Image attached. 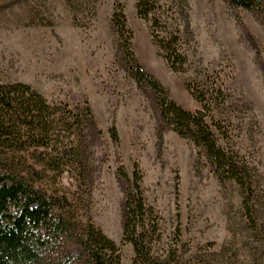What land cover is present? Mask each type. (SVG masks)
I'll list each match as a JSON object with an SVG mask.
<instances>
[{
  "label": "rangeland",
  "instance_id": "1",
  "mask_svg": "<svg viewBox=\"0 0 264 264\" xmlns=\"http://www.w3.org/2000/svg\"><path fill=\"white\" fill-rule=\"evenodd\" d=\"M160 1L182 3L173 9L186 41L184 72H173L153 45L149 24L137 16V0H0V82L29 85L49 104L70 110L88 105L102 137L94 145L93 183L83 216L107 238L120 245L123 185L116 169L123 166L131 176L136 165L145 203L157 218L160 250L175 248L181 264H256L240 190L219 182L188 139L172 131L159 134L151 97L121 66V42L111 18L117 8L122 11L139 65L173 102L203 115L218 144L249 166L261 232L263 27L225 0ZM189 86L220 90L224 102L210 100L206 110ZM110 127L118 143L111 141ZM61 184L75 190L66 175ZM133 257L130 245L121 247L123 264Z\"/></svg>",
  "mask_w": 264,
  "mask_h": 264
},
{
  "label": "trees",
  "instance_id": "2",
  "mask_svg": "<svg viewBox=\"0 0 264 264\" xmlns=\"http://www.w3.org/2000/svg\"><path fill=\"white\" fill-rule=\"evenodd\" d=\"M225 1L232 8L251 13L264 30V0ZM181 4L136 2L137 16L149 24L153 45L177 73L184 72L187 64L178 15ZM173 7L179 8L175 11ZM111 26L121 42L122 68L137 88L151 97L159 134L172 131L188 139L219 182L234 184L240 190L246 229L255 244L253 261L264 264V232L259 229L251 203L254 184L249 166L218 144L204 117L173 102L161 84L139 65L119 8L112 15ZM188 88L206 110L210 109V100L224 102L220 90ZM213 127L221 131L217 124ZM108 134L118 143L114 127ZM101 137L86 103L70 110L49 104L29 85L0 82V264H123L124 245L132 247L131 264H181L175 248H158L161 236L157 218L145 203L142 176L136 165L131 176L123 166L116 169L123 185L120 245L83 216L93 183L94 145ZM65 175L74 191L61 184ZM200 264L213 263L201 260Z\"/></svg>",
  "mask_w": 264,
  "mask_h": 264
},
{
  "label": "water",
  "instance_id": "3",
  "mask_svg": "<svg viewBox=\"0 0 264 264\" xmlns=\"http://www.w3.org/2000/svg\"><path fill=\"white\" fill-rule=\"evenodd\" d=\"M200 117H204L203 115H200Z\"/></svg>",
  "mask_w": 264,
  "mask_h": 264
}]
</instances>
